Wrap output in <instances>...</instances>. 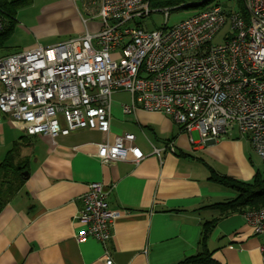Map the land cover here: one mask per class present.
Listing matches in <instances>:
<instances>
[{
    "label": "built area",
    "instance_id": "1",
    "mask_svg": "<svg viewBox=\"0 0 264 264\" xmlns=\"http://www.w3.org/2000/svg\"><path fill=\"white\" fill-rule=\"evenodd\" d=\"M158 1L91 0L97 32L81 19L84 32L76 37L0 57V123L9 116L25 134L51 140L93 130L101 135L95 154L101 163L130 154L137 164L144 156L135 136L110 133L111 95L121 91L131 98L124 114H163L200 142L237 129L264 165V0H242V13L206 6L210 0L151 4ZM186 7L204 9L173 27L141 29L139 20L151 12L166 18ZM223 30L222 43L213 44ZM107 195L94 182L80 197L76 242L92 238L103 245L110 238L121 213L108 209ZM243 218L254 235H264V207ZM101 260L113 264L105 249Z\"/></svg>",
    "mask_w": 264,
    "mask_h": 264
},
{
    "label": "crops",
    "instance_id": "2",
    "mask_svg": "<svg viewBox=\"0 0 264 264\" xmlns=\"http://www.w3.org/2000/svg\"><path fill=\"white\" fill-rule=\"evenodd\" d=\"M44 26L34 33H43ZM74 31H83L79 18ZM35 46L46 45L25 49ZM130 101L125 92L112 93L110 133L135 136L144 156L137 164L130 154L101 163L95 157L101 140L96 131L51 140L27 135L3 116L0 164L11 156L27 165L16 194L0 210V264H103L104 249L113 264H180L204 250L210 257L203 264H264V235L253 234L243 213L219 217L211 208L235 197L209 180L211 172L244 183L255 174L264 177L248 138L228 131L218 141L200 142L196 132L188 136L163 114L141 109L124 114L122 106ZM94 182L107 190L108 209L121 213L103 245L75 240L80 197ZM213 218H218L214 229L200 243L203 223Z\"/></svg>",
    "mask_w": 264,
    "mask_h": 264
},
{
    "label": "rangeland",
    "instance_id": "3",
    "mask_svg": "<svg viewBox=\"0 0 264 264\" xmlns=\"http://www.w3.org/2000/svg\"><path fill=\"white\" fill-rule=\"evenodd\" d=\"M91 0H31L25 6L20 7L14 15V28L11 36L6 40L0 48V57L16 54L21 52L28 45H48L63 42L67 39L76 37L84 32V26L81 19H90V11L95 8L90 5ZM219 4L227 12H240V6L237 0H213L210 5ZM204 8L201 7H186L178 10H173L168 13L165 18L162 12L156 11L144 19L139 20L141 29L152 31L162 27H173L179 23L193 17ZM74 13V14H73ZM77 18L74 19V15ZM80 20V26L83 31L75 32L76 23ZM40 24L45 25L43 33H34V27ZM101 24L97 19L89 20L87 28L90 33H95L99 30ZM226 30H223L212 41L213 44L222 43V36ZM229 132H237V129H228ZM195 137V136H194ZM249 147V145H248ZM250 150V147H249ZM251 158L260 166V172L263 167L257 157L250 152Z\"/></svg>",
    "mask_w": 264,
    "mask_h": 264
},
{
    "label": "trees",
    "instance_id": "4",
    "mask_svg": "<svg viewBox=\"0 0 264 264\" xmlns=\"http://www.w3.org/2000/svg\"><path fill=\"white\" fill-rule=\"evenodd\" d=\"M213 0L205 3L207 6ZM240 12H243L242 0H237ZM31 0H0V48L11 36L14 28L15 12L22 6L29 4ZM174 0H163L151 4L167 5ZM216 4V3H215ZM26 165L23 162L15 161L14 157L6 158L0 164V210L16 194L19 186L23 182ZM209 180L217 185L231 190L235 197L224 203L211 206L218 210L219 217L231 213H244L247 211L258 210L264 207V177L255 174L250 183H244L233 178L217 175L211 172ZM217 215V216H218ZM218 218L203 223L200 243L205 242L215 227ZM210 254L206 250L193 257L186 258L180 264H203L209 262Z\"/></svg>",
    "mask_w": 264,
    "mask_h": 264
}]
</instances>
